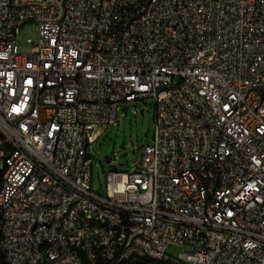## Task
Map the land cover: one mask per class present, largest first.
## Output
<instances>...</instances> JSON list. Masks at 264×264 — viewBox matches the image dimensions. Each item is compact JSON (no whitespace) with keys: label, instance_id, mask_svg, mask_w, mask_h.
<instances>
[{"label":"built area","instance_id":"1","mask_svg":"<svg viewBox=\"0 0 264 264\" xmlns=\"http://www.w3.org/2000/svg\"><path fill=\"white\" fill-rule=\"evenodd\" d=\"M145 99L95 189L97 129ZM0 125V264H264V0H0Z\"/></svg>","mask_w":264,"mask_h":264},{"label":"rangeland","instance_id":"2","mask_svg":"<svg viewBox=\"0 0 264 264\" xmlns=\"http://www.w3.org/2000/svg\"><path fill=\"white\" fill-rule=\"evenodd\" d=\"M33 33L30 28L24 32L22 40ZM154 101L145 99L120 104L118 121L109 126L101 127L100 134L89 150L93 154V181L95 189L106 190V173L109 170L130 171L143 156L154 132ZM183 248L170 246L168 253L178 256Z\"/></svg>","mask_w":264,"mask_h":264},{"label":"bare ground","instance_id":"3","mask_svg":"<svg viewBox=\"0 0 264 264\" xmlns=\"http://www.w3.org/2000/svg\"><path fill=\"white\" fill-rule=\"evenodd\" d=\"M0 139H6L5 126L0 125ZM39 253L43 263H50V255L46 245H39ZM102 264H109V258H102ZM118 264H180L177 258H158L153 256H139L137 258L121 257Z\"/></svg>","mask_w":264,"mask_h":264},{"label":"crops","instance_id":"4","mask_svg":"<svg viewBox=\"0 0 264 264\" xmlns=\"http://www.w3.org/2000/svg\"><path fill=\"white\" fill-rule=\"evenodd\" d=\"M100 132H101V131H98L97 133H99V134H100Z\"/></svg>","mask_w":264,"mask_h":264}]
</instances>
